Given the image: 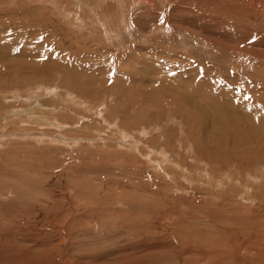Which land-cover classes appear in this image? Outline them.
Returning <instances> with one entry per match:
<instances>
[{
    "label": "rangeland",
    "instance_id": "374dc122",
    "mask_svg": "<svg viewBox=\"0 0 264 264\" xmlns=\"http://www.w3.org/2000/svg\"><path fill=\"white\" fill-rule=\"evenodd\" d=\"M0 52V264H264V0H0Z\"/></svg>",
    "mask_w": 264,
    "mask_h": 264
},
{
    "label": "bare ground",
    "instance_id": "6f19581e",
    "mask_svg": "<svg viewBox=\"0 0 264 264\" xmlns=\"http://www.w3.org/2000/svg\"><path fill=\"white\" fill-rule=\"evenodd\" d=\"M80 5V4H79ZM5 22H9V20H6ZM18 23H19V27H20V30H25L28 26H29V24L28 23H26V22H23V20L21 19V21H18ZM8 25H10V24H6V25H4V26H8ZM23 32V31H22ZM2 51V50H1ZM1 53V52H0ZM0 58H5L2 54H0ZM44 87V86H43ZM53 90V89H52ZM7 93V92H6ZM5 93V94H6ZM16 93V92H15ZM11 94V93H10ZM17 94V93H16ZM12 95H14V93L12 94ZM1 96V95H0ZM27 96V95H26ZM40 96V95H39ZM59 96V95H58ZM4 97V96H3ZM22 97V96H21ZM0 98H2V97H0ZM12 98V97H11ZM23 98V97H22ZM22 98H20V99H22ZM60 98V97H59ZM5 99L7 100V97H5ZM28 99V98H27ZM74 99V98H73ZM4 100V99H3ZM6 100H4V101H6ZM23 100V99H22ZM9 101V100H8ZM18 101V100H17ZM27 101V100H26ZM28 101H30L29 103L27 102V104L28 105H26L25 107H22V109H18V108H15V110H11V109H8L7 107V109L8 110H4V112L5 113H7V115L5 114V116H3L7 121H10V120H8L9 119V117L11 116V115H13V116H15V118L14 119H16V118H19V121L18 122H20V121H24L25 120V116H28V114L30 115V112H35V108H36V105H35V108L33 109V105H34V101L33 100H31L30 98L28 99ZM37 101V100H36ZM40 102V101H39ZM39 102H38V104H39ZM43 102V101H42ZM7 103L8 102H6V105H7ZM2 104H3V102H2ZM1 104V105H2ZM12 104H13V102H12ZM20 104V103H19ZM47 103L46 102H44V103H41V104H39V107L40 108H43V107H48V106H45ZM80 104V103H79ZM79 104H77V105H79ZM0 105V107H2ZM4 105V104H3ZM21 105H22V103H21ZM49 105V104H48ZM74 105H76V104H74ZM8 106V105H7ZM20 106V105H19ZM50 106V105H49ZM67 106V105H66ZM65 106V107H66ZM12 107H13V105H12ZM10 108V107H9ZM30 109H32L31 111H30ZM55 109V108H54ZM64 110V109H63ZM1 111H2V108H1ZM52 111V110H51ZM11 112V113H10ZM64 112V111H63ZM35 114V113H34ZM62 114V113H61ZM66 114V113H65ZM76 115V114H75ZM1 116V115H0ZM39 116V115H38ZM41 116H43V114H41ZM54 116V115H53ZM48 117V116H47ZM46 117V118H47ZM36 118V117H35ZM45 118V117H44ZM11 119V118H10ZM13 119V120H14ZM51 119V118H50ZM5 120V121H6ZM13 120H12V122H13ZM40 120H42V119H40ZM46 120V119H45ZM1 121H3V120H1ZM7 121H6V123H7ZM11 122V121H10ZM3 123H5V122H3ZM9 123V122H8ZM7 123V124H8ZM16 123H17V121H16ZM21 123V122H20ZM52 123V122H51ZM7 124H6V126H7ZM14 124V123H13ZM9 125V124H8ZM49 125V124H48ZM28 129V128H27ZM42 129V128H41ZM2 130V129H1ZM23 131V130H22ZM2 133V132H1ZM3 138V137H2ZM5 159V158H4ZM3 172V171H2ZM262 172V171H261ZM9 174V173H8ZM257 177V176H256ZM24 179V178H23ZM22 179V180H23ZM21 180V181H22ZM24 182V181H23ZM15 191V190H14ZM18 192V191H17ZM261 194H263V193H261ZM26 197V196H25ZM261 197V196H260ZM42 243L43 242H41V244L39 245V247L38 248H36V249H41V245H42ZM31 249V248H30ZM40 252V251H39ZM259 255V254H258ZM26 257H25V259H22L21 258V261H22V263H24V262H26V264L28 263V264H36V263H38L37 261H34V260H32L31 258H30V255H25ZM41 256H43V255H41ZM37 258V257H36ZM40 258V257H39ZM19 259V258H18ZM33 259H35V258H33ZM45 259H46V257H45ZM43 260V259H42ZM43 263V262H42Z\"/></svg>",
    "mask_w": 264,
    "mask_h": 264
}]
</instances>
